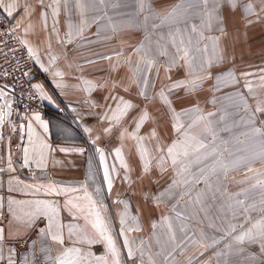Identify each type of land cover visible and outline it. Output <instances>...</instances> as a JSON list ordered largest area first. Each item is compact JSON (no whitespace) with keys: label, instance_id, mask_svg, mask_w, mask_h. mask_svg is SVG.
I'll use <instances>...</instances> for the list:
<instances>
[{"label":"crops","instance_id":"obj_1","mask_svg":"<svg viewBox=\"0 0 264 264\" xmlns=\"http://www.w3.org/2000/svg\"><path fill=\"white\" fill-rule=\"evenodd\" d=\"M79 2L83 6V15L76 5V0H67V7L64 0H61L59 14L56 16L52 15V8L56 7L53 0H43L44 5H52V8L46 9V18L40 15L45 11L40 0H4L5 4L16 5L11 16L4 8H0L15 20L16 31L21 39L26 41L24 44L27 52L29 53L28 49L31 48L38 58L37 60L32 57L34 61L32 81L47 107V114L39 115L47 125L46 130L34 119L38 114H29L24 122L22 136L16 138L11 134L12 139L9 137V156L12 158L10 160L14 171L4 170L3 174L9 188L7 187L6 191L0 189V227L5 229V239L0 246L5 257L8 256V249L14 248L15 259L17 264H20L25 255H31L33 250L29 245L36 241L35 264H43L44 254L40 251L39 230L47 227V219L39 217L30 229L17 234L15 225L9 228V222L12 220L8 211L9 198L53 202L58 207L59 214H66V218L68 216L60 222L65 226L63 233L67 240L66 226L71 224L74 228L83 227L86 221L80 213L75 210L70 212L65 208V201L72 199L74 203L86 207L87 201L77 199L83 197L86 189L97 202L96 207L100 214L107 217V212H111L118 229L116 234L120 231V219L123 215L126 221V238L135 241L137 246L141 240L147 242L144 245L143 264H149V255L155 264H165L164 256L170 248L166 247L161 252V247L151 239L153 233L151 225L153 222L158 223L163 216L174 217L175 213L172 211L174 204L177 211L189 217L185 221L190 229L189 234L195 233L198 240L201 229L209 236L219 237L222 233L209 225L226 226L225 218L229 214L222 206L227 196L215 192L216 188L226 190L227 194L250 189L247 193V202L255 203L257 206L260 205L261 199H264V190L251 188L256 182L255 170L264 171V160L255 159L246 166L241 165L234 169L230 167L226 177L223 174L219 179L211 177L213 191H209L203 198V205H193L186 195L180 198L182 192L204 190L203 182L174 189L173 197H163L162 202H158L153 197L160 196L177 177L170 163L166 166L167 171L161 172L156 161L152 159L159 155L158 144L166 147L178 139L172 127L174 120L171 111L157 97V93L176 81H188L196 77H207L196 91L188 92L184 88H179L169 96L175 112L180 113L184 109L199 106L205 115L210 112L216 113L210 120L217 134L215 143L221 150L220 158L226 164L230 165L236 157L251 159L261 150L255 138L242 135L248 131V128L239 123L245 113L243 110L237 112L233 101L228 97L240 92L253 109L257 100L264 102V86L260 81V77L264 76V3L262 0H237L235 8L226 3L221 4L219 14L226 31V35L221 37L219 42L223 62L214 65L207 63L215 59L213 44L210 40L201 38L199 32L205 37H220V32L215 30L216 25L212 30H207L201 25V19L195 16H191L186 23H180L178 27L181 29L191 24L197 25L199 29L198 33H191L189 28L191 45L187 44L189 35L183 37L190 57H195L196 63L205 62V71L191 72L183 60L170 71H166L170 58L175 54L172 47L173 38L169 36L170 31L174 32V26L153 28V25L161 24L160 17L180 0H143L142 11L140 0H104L103 4L99 3V0ZM247 3L254 6V14L245 15L244 5ZM196 10L198 9L190 8L187 13L191 14ZM97 17L100 19L93 23ZM145 17H148L147 21ZM81 20L87 21L88 26L77 35L76 33L83 27ZM54 22L57 31H53ZM70 25L74 35L71 43H68L65 34L69 31ZM175 40L179 43L180 36H176ZM157 43L162 49L167 50L168 56L158 54ZM141 44L145 51L149 52L147 57L144 52L135 51ZM205 48L207 51H204ZM148 58L155 60L152 70L148 73L153 83L144 87L138 84V78L134 76L132 70L137 62L142 63ZM56 72L62 73V76H56ZM230 72L236 77L235 83L226 78L218 83L216 77H224ZM244 73L253 75L244 76L242 75ZM246 81H252L255 97L249 95L245 88ZM217 85L219 90H216ZM142 90L147 92L149 97L156 98L145 99L139 94ZM112 97L123 98L133 105L118 123L104 118L106 113L111 116L112 110L116 108V102ZM142 112H147L148 118L143 121L136 134L144 138L142 142H138L131 134ZM221 116L224 117L223 120ZM258 119L264 121V114H260ZM234 122L236 126H233ZM28 125H31L33 132L31 141ZM257 126L264 127L259 123ZM106 128H111V133H106L104 131ZM203 128L202 122L193 129V132L202 134ZM226 128L230 130L226 131ZM153 131L159 140L151 135ZM222 141H226L227 144H222ZM208 142H211L210 136ZM141 147L148 150L149 171L144 169L146 161L141 160L138 150ZM225 147L227 151H224ZM26 148L35 169L30 173L23 167ZM97 149L104 154L103 166ZM117 149L120 150L119 156L116 154ZM230 152L233 153L232 156L229 155ZM121 161L127 168L122 167ZM210 163L211 160L205 161L199 167ZM105 167L109 169L112 179L111 189L104 181ZM113 168L115 171H112ZM249 168L254 171H249ZM195 170L196 165H193V171ZM9 180L13 183L9 184ZM16 181L21 183L18 184ZM23 184H53L58 187L75 188L78 191L48 195L43 188L35 193L34 190H25ZM60 198L62 203L58 204ZM243 198L245 197H241ZM100 204L103 208H100ZM136 225H139V231L127 230L129 227L135 228ZM9 231L15 238H8ZM156 232L160 234L161 229H156ZM116 239L121 249L122 261L125 253L127 264H141L139 252L133 259H128L127 250L123 247L125 237L117 235ZM161 240L163 241V237ZM230 240L231 237L213 248H203L198 243L188 242L169 257L168 264H172L173 258L175 264H225V261L227 264H264V254L260 253L258 245L239 246L244 248L241 252L234 247L227 256L216 257L214 254L224 250L225 244ZM45 243L51 248L52 257L57 256L62 250L59 244L51 240ZM98 245L103 246L99 255H104V244ZM250 254H255L257 259H251ZM0 264H6V260L0 261Z\"/></svg>","mask_w":264,"mask_h":264},{"label":"snow or ice","instance_id":"obj_2","mask_svg":"<svg viewBox=\"0 0 264 264\" xmlns=\"http://www.w3.org/2000/svg\"><path fill=\"white\" fill-rule=\"evenodd\" d=\"M53 3L56 5L55 8H52V5H44L43 0H40L41 7L45 11L41 12V17L46 18L47 8H52V15L56 16L59 14V5L61 0H53ZM99 3L103 4L104 0H99ZM226 3L230 7L235 8L237 5V0H180L179 3L171 7V9L163 16L160 17L161 24L153 25V28H158L162 26H174V32L170 31L169 36L172 37V47L175 49V54L170 58L166 71H170L172 67H176L180 60H183L185 65L191 70V72L196 71H205V62L196 63L195 57H190L189 49L185 46V41L183 39L184 35H189L187 41L188 45H191L192 40L189 34V28L191 33H198V26L191 24L181 29L178 27L180 23H186L191 16H195L201 19V25L207 30H212L213 26L216 25V31H219L220 37L203 36L202 32H199V35L203 39L210 40L213 44V56L214 60H210L207 63L215 64L223 62V57L220 55L221 49L219 47V42L221 37L226 35L225 28L223 26V21L220 16V7L221 4ZM264 3V0H262ZM65 7H67V0H64ZM76 5L81 9V14L83 15V6L80 4L79 0H76ZM200 5L203 7L201 8ZM211 5V7H209ZM0 8H4L7 11L9 16L12 15L13 10H15L16 5L13 3H4V0H0ZM144 8L143 0H140V10ZM190 8H196L198 10L194 11L191 14L187 13V10ZM26 12L28 9H25ZM245 15L254 14L255 9L251 3L244 5ZM100 18H95L92 22H98ZM148 17H145L147 21ZM82 28L79 29L78 35L80 32L84 31V28L88 26V22L81 20ZM19 26V25H17ZM72 26H69V31L65 34L67 37V42L71 43L73 38ZM53 31H57L55 28V22ZM180 36L179 43L176 42L175 37ZM63 42V41H61ZM21 43H26V41H21ZM30 57H36L35 52L29 48ZM137 53L144 52V55L147 57L149 55L148 51H145L143 44L135 49ZM199 51V49H198ZM204 51H207L205 48ZM157 52L159 55L168 56L169 53L166 49H162L159 43H157ZM55 57H53V60ZM104 59H110V57H104ZM91 62V61H90ZM155 60L148 58L145 59L142 63L137 62L135 68L132 70L135 77L138 78V84H142L144 87H148L153 82L150 81L148 73L152 70ZM43 67V66H42ZM48 69H45L47 71ZM56 76H62V73L56 72ZM244 76L253 75L251 73H244ZM207 77H196L188 81H176L170 87L166 86L162 88L157 97L161 102L171 111L172 118L174 123L172 125L173 130L177 133L178 139L174 140L170 145L166 147L162 144H158L157 151L159 155L153 157L156 161L157 167L160 168L161 172L167 171V165L170 163L172 166L173 172L176 174L177 179H173L172 183L167 189L164 190L158 197H153L154 200L162 202L163 197H173L175 195L174 189L185 188L193 183L199 184L203 182L205 184V189L202 191L190 190L180 193V198L183 196H188L189 202L193 205H203V198L209 191H213V186L210 183V178L215 176L217 179L220 178L221 174L225 177L229 168H237L241 165H248L255 159L264 160V121L258 119L260 114H264V102L259 100L256 101V106L253 109L249 104L245 96L236 92L232 96H229L228 99L233 101L237 112L243 110L245 113L244 116L240 118L239 123L248 128V131L242 133L244 136H251L256 139L257 144L260 146V151L256 153L251 159L244 157H236L231 161V164H226L223 159H221V150L216 146L217 134L214 131L213 124L210 120L211 117L215 116L216 113H207L203 114L199 106H193L189 109H184L180 113H176L172 108V102L169 99V96L173 95L175 91L179 88H184L185 91L194 92L199 87L203 80ZM227 79L236 82V77L233 73H227L226 76L216 77L218 83L222 79ZM261 85L264 86V76L260 77ZM115 86V85H114ZM95 87V86H92ZM245 88L248 90L249 95L255 97L253 92L252 81H246ZM216 90H219L217 85ZM147 100L155 99L156 97H149L147 92L140 91L139 93ZM5 93L0 90V98H4ZM107 99V98H106ZM113 101L116 102V108L112 110V115L108 116L105 114L104 118L109 120H115L117 123L122 116L126 115L128 110L133 107V105L123 98L112 97ZM10 115L9 111L0 112V124H2L5 118ZM148 118L147 112H142L140 117L136 121V127L134 132L131 134L133 138H136L138 142L143 141V137H138L136 134L139 132L140 127L143 124V121ZM184 118V119H182ZM34 119L40 123L41 127L47 128V125L44 121L41 120L39 115H36ZM224 117L221 116V120ZM203 122L204 128L202 134L193 132V129L196 128ZM236 126L235 122L234 125ZM23 128V126H22ZM29 129V139L32 140L33 132L31 125H28ZM226 131L230 129H225ZM85 131H88L85 129ZM106 133H111V128L104 129ZM157 140L159 137L156 136L155 131L151 134ZM123 137V133H121ZM211 137V142H208V137ZM222 144H227L226 141H222ZM140 157L142 161H146L144 164L145 171L150 170V161L148 158V150L146 148H139ZM224 151H227V148H224ZM97 152H100V149H97ZM117 156L120 155V150H116ZM230 156L233 153H229ZM42 157V154H41ZM31 157L29 156V150L25 149V157L23 167H28ZM104 154L100 152V162L101 165H104ZM211 160L210 164H205L204 167H199L201 164H204L205 161ZM122 167L127 168L126 165L121 161ZM193 165H196L195 172L193 171ZM4 171V169H0ZM7 171H14L12 168L11 160L8 161ZM112 171H115L113 168ZM249 171H254L249 168ZM256 172V182L251 186L252 189L260 188L264 190V171L255 170ZM247 179V178H246ZM104 181L108 185L109 189L112 186V179L110 177V172L107 167L104 171ZM243 182V181H241ZM13 181L9 180V184H12ZM20 184L21 182L16 181ZM43 188L46 190V194L51 195H63L69 192H76L78 189L68 188V187H58L53 184L47 185H33V184H23V189L25 190H34L39 192ZM12 189H10L11 191ZM250 189H242L239 192L227 194L226 190L221 188H216L215 192H220L221 195H226L227 200L222 206L227 210L229 216L225 218V225L222 227H217L214 224L209 225L210 227H216V231L221 232L222 235L219 237L209 236L207 233L201 229L199 231V239L195 238V233L189 234L190 229L185 223L189 217L185 216L180 211L176 210V205H173L172 211L175 213L174 217L163 216L160 221L153 222L151 227L153 229L151 239L155 240V243L161 247V252L165 248H170L167 255L164 256L165 264H168L169 257L177 249H182V246H185L186 243H198L203 248H213L216 245L220 244L223 240L231 237V240L228 244H225L224 250L216 252L214 255L220 257L221 255H228V252L231 251L234 247L238 252L244 251V248L239 247L242 245H258L260 248V253L264 254V199H261L260 205L257 206L255 203L247 202V193ZM194 192V194H193ZM241 197H245L241 199ZM77 199H82L87 201L86 207H81L79 204L74 203L72 199L65 201V208L70 212L75 210L76 212L83 215L86 223L83 227L74 228L73 225H67L68 235L67 240L71 242L70 246L65 243V236L63 233V228L65 226L61 225L59 221V209L51 201L47 200H16L9 198L8 200V211L12 216V220L9 222V228L11 229L13 225L16 226L17 234L23 232L25 229H30L35 220L39 217H45L48 221L46 228H41L39 230V239H40V251L44 254L43 264H122L121 259V249L117 245L116 236L125 237L123 247L127 250L128 259H133L136 256V253H140L141 264H143V256L145 255V247L147 244L146 241L141 240L139 246L136 245L135 241H129L126 238L125 226L126 221L124 216L121 215L120 219V231L118 234L114 233L110 221H106L100 214V211L97 210V202L93 200L92 196L84 189L83 197H77ZM179 199L177 200V204ZM100 208H103V205L100 204ZM256 213L257 215H253ZM174 221L176 222L174 224ZM161 229V233L157 234L156 229ZM128 231H139V225H136L135 228L129 227ZM5 229L0 227V245L5 239L4 236ZM163 237V241L161 240ZM8 238H15L12 236L11 231H9ZM51 240L53 243L59 244L62 248L61 252L55 256H51V248L47 246L45 241ZM103 243L105 246L104 255H95L90 251V247L95 244ZM35 244L36 241H33L29 245V248L32 249L31 255H25L20 264H35ZM150 251V246L148 248ZM161 253H156L160 255ZM16 250L14 248L8 249V256L3 255V248L0 246V261L6 260V264H17L15 259ZM250 258L256 260L257 257L255 254H250ZM149 264H155V261L152 259V256L148 257ZM172 264H175L174 258ZM227 264V261H225Z\"/></svg>","mask_w":264,"mask_h":264},{"label":"built area","instance_id":"obj_3","mask_svg":"<svg viewBox=\"0 0 264 264\" xmlns=\"http://www.w3.org/2000/svg\"><path fill=\"white\" fill-rule=\"evenodd\" d=\"M16 31L15 20L0 10V81L6 89L5 111L14 136H22L24 122L29 114L44 116L47 107L32 81L34 61ZM30 166L33 163L30 162ZM0 176V185L5 184ZM2 190L6 191L5 188Z\"/></svg>","mask_w":264,"mask_h":264},{"label":"rangeland","instance_id":"obj_4","mask_svg":"<svg viewBox=\"0 0 264 264\" xmlns=\"http://www.w3.org/2000/svg\"><path fill=\"white\" fill-rule=\"evenodd\" d=\"M0 90H2L5 93L4 98H0V112H4L5 111V104H6L5 103V99H6V97L8 95L5 92L6 89L3 87V83L1 81H0ZM11 128L12 127L9 125V123L6 120V118H5L4 122L2 124H0V168L4 169L5 171H7L8 161L10 159H12L9 156V151L10 150L8 149L9 137L13 135L12 132H11ZM14 137H16V138L18 137L19 138L20 136H14ZM26 168H27L29 173L35 170L34 166H32V167L30 166V162H29L28 167H26ZM7 172H9V171H7ZM3 173H4V171H0V176H3ZM7 187L9 188L7 180H5V184L4 185H2V183H1L0 189L2 190L3 188H5L7 190ZM61 203H62V198L59 199V203L58 204H61ZM110 213L107 212V214H106L107 217L105 216V214H101V215H103V218L106 221H110V223L112 225V228L114 230V233H115V232H118V229H117V227H116V225H115V223L113 221L114 219H113V217H112V215ZM76 216H77L76 217V220H77L78 215H76ZM67 218H68V216H67ZM67 218H66V214H61V213L59 214V221L60 222L65 220V219H67ZM66 231L68 233V229H66ZM66 243L69 246L71 244V242L68 241V240H66ZM102 248H103V246L96 244V245H92L90 247V251H92L95 255H99L102 252ZM104 248H105V246H104ZM122 264H127V261L125 260V253H124V258H123Z\"/></svg>","mask_w":264,"mask_h":264}]
</instances>
